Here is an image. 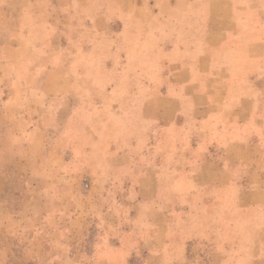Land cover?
Masks as SVG:
<instances>
[{"label":"rangeland","instance_id":"374dc122","mask_svg":"<svg viewBox=\"0 0 264 264\" xmlns=\"http://www.w3.org/2000/svg\"><path fill=\"white\" fill-rule=\"evenodd\" d=\"M51 1L0 0V264L206 263L200 240L183 248V227L213 222L216 211L239 215L246 189L205 187L216 174L199 173L203 151L236 154L239 181L250 142L264 148V124L251 135L243 124L215 132V121L189 120L191 109L168 95L176 86L190 101L208 90L225 119L243 117L252 98L264 114V46H250L264 37V0H232L241 7L233 57L176 75L164 97L165 68L145 57L144 37L162 36L165 61L189 57L198 41L190 36L218 0H138L128 15L137 35L124 40L112 37L117 24L103 36L87 32L84 16L50 10ZM120 47L132 57L123 85L113 73ZM154 251L161 261L150 260Z\"/></svg>","mask_w":264,"mask_h":264},{"label":"crops","instance_id":"0c3cea01","mask_svg":"<svg viewBox=\"0 0 264 264\" xmlns=\"http://www.w3.org/2000/svg\"><path fill=\"white\" fill-rule=\"evenodd\" d=\"M137 1L52 0L49 8L60 13L68 12L74 15L79 13L86 18L84 26L88 29L87 32L89 31L90 33H96L102 36L109 33V28L113 24H117L118 31L115 32V35L112 34V37L114 39L124 40L126 38L136 37L137 35L136 32H132V29L137 27L136 22L128 19L129 13L135 10ZM145 1L150 0H141V2ZM218 5L214 11L216 15H213V9L210 7L208 19L198 26V37H196L195 32L190 36L197 38L198 41H196L194 50L187 53L189 57H183V59L169 58V60L167 59L165 61L164 57L158 54L162 36L157 32L144 37L146 39L144 45L150 53V55H146L145 57L151 61L155 60L158 65L162 64L165 68L163 74L167 78V83L158 88L159 91L162 87L166 88L165 94H162L163 97L167 95L170 84L175 82L173 80L176 75L183 74L187 69L202 73L210 58H213L214 61H225L233 57V51H228L227 46L232 42V36L238 33L236 26L238 15L236 12L239 11L236 10L241 7L236 6V4L234 5L232 0H218ZM183 38L188 37L184 36ZM257 43H262L264 46V37L254 38L250 46ZM179 48L180 50L186 49L183 48V45ZM250 48H247V50H250ZM133 57L136 58L135 56ZM117 58L120 60V68L119 70L116 69V72L113 73L118 74V84L123 85L125 79L123 68L127 66V60L132 57H128L127 51L125 49L123 51V48L120 47ZM109 66L114 67L112 66V62ZM175 87L172 92H169L168 98H171L176 107H188L189 110L191 109L188 116V119L191 121L198 120L201 122L202 118L206 119L208 123L215 121V132L216 130H221V125L225 123H229L230 125L237 124L238 126L243 124L252 126V128H248V134L251 135L256 130L254 128L255 125L264 124V114L255 115L256 104L252 98H250V105L247 106L248 109H244L242 112L243 117L225 119V117L220 116V112H217V104L210 101L208 90L194 92L191 95L192 99L185 101L180 100L176 95ZM260 131L264 132V128L260 129ZM252 140H255V138L252 137ZM227 143L226 145L228 146L234 142L230 140ZM250 143L256 145L255 141H251ZM255 145L249 150V155L253 158L247 170V175L246 177L242 176V179L239 181L235 177L234 172H232L233 165L239 161L236 154L230 153L226 147L220 151L218 150L216 153L215 150L208 148L206 151H203L205 159L200 164L205 169H201L199 173L203 174L204 171L210 170L216 174V181H209L208 184L204 185L205 187L219 186L223 189H239L245 187L246 190L241 192V199H237V208L240 210L239 215L231 213L229 217H223L216 211L212 219L213 222L209 221L208 224L201 223L199 227L189 225L183 227V234H185L181 239L184 242L183 248H186V242L198 239L204 245L203 250L208 253L206 257L207 262L205 263L201 260L197 264H264V165L257 162V160L264 158V148H257ZM214 154L217 155L215 156ZM219 155L224 156L225 161L230 163L228 168L223 167V162L216 158ZM219 178H222V183L217 182ZM218 203L219 201L216 200V204ZM201 218L202 214H200ZM149 257L150 260L155 262L163 259L160 251L152 252Z\"/></svg>","mask_w":264,"mask_h":264},{"label":"trees","instance_id":"16d2710c","mask_svg":"<svg viewBox=\"0 0 264 264\" xmlns=\"http://www.w3.org/2000/svg\"><path fill=\"white\" fill-rule=\"evenodd\" d=\"M162 88H164V87H162ZM162 88H161L160 92H161L162 94H165V91H166L165 89H166V88H164V89H162ZM180 117H181V116H179V118H180ZM161 122H162V121L160 120V125H163V122H162V124H161ZM210 150H213V149L210 148Z\"/></svg>","mask_w":264,"mask_h":264}]
</instances>
